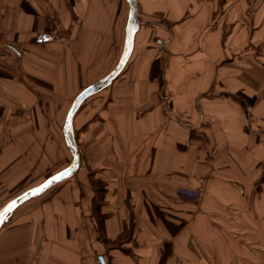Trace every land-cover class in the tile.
Returning a JSON list of instances; mask_svg holds the SVG:
<instances>
[{"label": "crops", "instance_id": "crops-1", "mask_svg": "<svg viewBox=\"0 0 264 264\" xmlns=\"http://www.w3.org/2000/svg\"><path fill=\"white\" fill-rule=\"evenodd\" d=\"M137 6L73 117L79 169L11 213L0 264H264V0ZM128 10L0 0V207L70 162L65 115Z\"/></svg>", "mask_w": 264, "mask_h": 264}, {"label": "water", "instance_id": "water-1", "mask_svg": "<svg viewBox=\"0 0 264 264\" xmlns=\"http://www.w3.org/2000/svg\"><path fill=\"white\" fill-rule=\"evenodd\" d=\"M129 6L127 20L125 24V34L123 47L120 56L115 66L104 76L93 81L92 83L81 89L71 101L70 107L67 110L62 126V133L65 144L71 154L70 162L63 168L47 176L44 180L30 186L6 201L0 207V229L7 221L11 213L24 202L37 198L48 191L55 185L71 178L79 169L81 156L73 131V117L81 104L90 96L108 87L122 72L127 64L133 50L134 36L139 28L140 20L138 18L137 0H126ZM100 264H107L103 257L98 258Z\"/></svg>", "mask_w": 264, "mask_h": 264}, {"label": "rangeland", "instance_id": "rangeland-1", "mask_svg": "<svg viewBox=\"0 0 264 264\" xmlns=\"http://www.w3.org/2000/svg\"><path fill=\"white\" fill-rule=\"evenodd\" d=\"M90 181H91V183H92V185H93V187H95V188H97L98 189V187H100V182H98V181H95L94 179H90ZM93 181V182H92ZM61 183H59V184H57V185H55L54 187H52V188H50L48 191H46L44 194H42L41 196H39V197H37V199H43V198H45L46 196H49L50 194H52L53 193V191L56 189V187L57 186H59ZM19 194V193H18ZM17 195V194H16ZM14 197V196H13ZM11 199V198H10ZM36 199V200H37ZM94 200V202H93V206H95V205H97V202H96V200L97 199H93ZM8 201V200H7Z\"/></svg>", "mask_w": 264, "mask_h": 264}, {"label": "built area", "instance_id": "built-area-1", "mask_svg": "<svg viewBox=\"0 0 264 264\" xmlns=\"http://www.w3.org/2000/svg\"><path fill=\"white\" fill-rule=\"evenodd\" d=\"M156 43H157L158 45H162L163 41L161 40V38H157V39H156Z\"/></svg>", "mask_w": 264, "mask_h": 264}, {"label": "trees", "instance_id": "trees-1", "mask_svg": "<svg viewBox=\"0 0 264 264\" xmlns=\"http://www.w3.org/2000/svg\"><path fill=\"white\" fill-rule=\"evenodd\" d=\"M57 187H58V186H57ZM57 187H56V189H57ZM56 189H55V190H56ZM55 190H54V191H55ZM54 191H53V192H54Z\"/></svg>", "mask_w": 264, "mask_h": 264}]
</instances>
